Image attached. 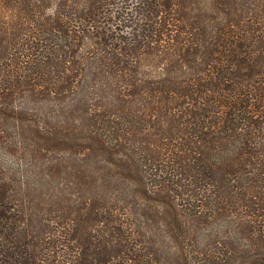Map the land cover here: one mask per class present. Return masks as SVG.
Returning <instances> with one entry per match:
<instances>
[{
  "label": "trees",
  "instance_id": "trees-1",
  "mask_svg": "<svg viewBox=\"0 0 264 264\" xmlns=\"http://www.w3.org/2000/svg\"><path fill=\"white\" fill-rule=\"evenodd\" d=\"M145 139L228 204L264 168V0H0V264H245L173 205L130 208Z\"/></svg>",
  "mask_w": 264,
  "mask_h": 264
},
{
  "label": "rangeland",
  "instance_id": "rangeland-1",
  "mask_svg": "<svg viewBox=\"0 0 264 264\" xmlns=\"http://www.w3.org/2000/svg\"><path fill=\"white\" fill-rule=\"evenodd\" d=\"M44 146L78 155L100 153L120 174L114 198L130 208L155 203L173 205L201 234L231 250L245 264H264V168L254 166L246 175V196L237 205L226 203L214 189L195 185L189 171L147 140L133 142L143 164L129 168L114 149L95 135L83 139L64 136L50 119L35 128Z\"/></svg>",
  "mask_w": 264,
  "mask_h": 264
}]
</instances>
